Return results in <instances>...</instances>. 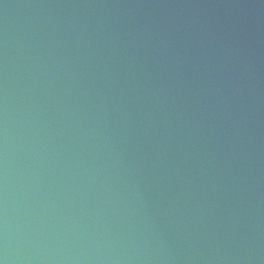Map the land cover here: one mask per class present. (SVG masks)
Returning <instances> with one entry per match:
<instances>
[{"label":"water","instance_id":"95a60500","mask_svg":"<svg viewBox=\"0 0 264 264\" xmlns=\"http://www.w3.org/2000/svg\"><path fill=\"white\" fill-rule=\"evenodd\" d=\"M0 264H264V0H0Z\"/></svg>","mask_w":264,"mask_h":264}]
</instances>
